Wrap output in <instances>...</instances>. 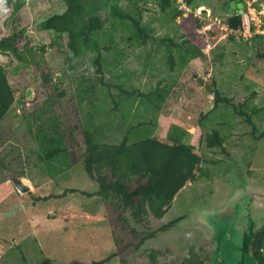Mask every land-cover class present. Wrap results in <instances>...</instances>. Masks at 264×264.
<instances>
[{
	"label": "rangeland",
	"instance_id": "374dc122",
	"mask_svg": "<svg viewBox=\"0 0 264 264\" xmlns=\"http://www.w3.org/2000/svg\"><path fill=\"white\" fill-rule=\"evenodd\" d=\"M101 1L83 2L89 8ZM116 1L131 16L140 18L150 35L146 44L132 40L129 20L120 23L116 19L113 26L109 13L111 4ZM158 1L108 0L99 11L105 19V28L98 37L102 45L109 46L102 50L100 73L93 64L97 55L94 49L85 50L77 58L66 47V33L57 37L52 31L39 33L36 29L44 13L62 11L66 7L64 1L26 0L23 11L29 22L26 36L32 52L26 54L24 60L12 58L5 69L10 84L17 89L16 97L21 96L28 104L24 112L13 104L0 123V182L2 173L11 171L18 173L31 188L23 194L16 190L0 203V264H92L119 248L114 241L115 236L124 235L117 223L119 212L97 195L71 193L64 198L40 202L33 208L27 207L34 195L58 194L72 187L91 193L98 190L97 182L84 168L85 145L80 135L76 134L77 163L52 178L38 157L37 141L23 117L49 95L56 100L58 117L75 116L80 100L75 95L76 89L80 87L86 91L90 84L96 85V100L90 105L92 97L91 100L87 98L82 103V113L84 118L93 117L97 124L110 120L111 124L104 129V141L111 142L128 127L139 124L140 133L159 137L186 129L188 144L196 143L200 134L204 137L214 127L226 137L225 150L208 148L205 137L200 145L201 167L208 169L212 177L188 181L176 194L167 213L157 221L151 220L153 229L181 218L175 227L157 233L139 248L135 247L139 239L126 236L120 247L122 254L108 264H119L122 257L131 264H142L147 262V252L152 248L162 251L158 258L160 264H177L190 254L193 246L196 253L210 260L209 263L217 264L222 254L217 251L219 244H233L234 255L238 257L243 233L251 221L256 228L264 226V137L259 136L264 131V112L262 120L257 118L258 130L254 133L243 117L232 112L231 106L220 104L216 107L215 95L193 76L195 70L207 82H216L221 92L236 103L264 108V59L256 58L257 51L264 52V44L257 46L254 36L246 39L240 33L222 30L210 22V18L227 17L219 0H194L188 3L190 11L194 12L184 11L183 17L199 14L200 17H196L202 25L197 29L198 35H194L205 41L206 54L171 70L166 48L169 37L181 42L187 23L182 17L173 19L172 11L162 12ZM173 1L180 8L179 1ZM262 2L264 4V0H258L257 4ZM111 43L114 46L111 47ZM223 51L220 65L218 57ZM45 73L57 82L58 90L49 83L46 84L48 91L42 92L39 83ZM161 80L173 84V88L159 112L150 109L141 99H130L121 89L148 92ZM29 88L31 97H25ZM62 91L66 92L65 96L57 97ZM122 99H125L123 105ZM70 101L74 104L72 108L68 105ZM204 116L201 123L200 118ZM198 124H202L201 128ZM17 204L23 208L6 215Z\"/></svg>",
	"mask_w": 264,
	"mask_h": 264
},
{
	"label": "trees",
	"instance_id": "16d2710c",
	"mask_svg": "<svg viewBox=\"0 0 264 264\" xmlns=\"http://www.w3.org/2000/svg\"><path fill=\"white\" fill-rule=\"evenodd\" d=\"M64 1L69 4V9L61 15L54 14L43 22L42 26L45 29L65 32L68 38L66 47L77 58H80L85 50L94 49L97 55L93 64L101 73L104 55L102 50L109 49V46L107 43L102 45L98 37L105 28V19L99 14V11L107 5L108 0H102L99 5L95 3L89 8L84 5V0ZM186 1L189 4L194 2V0ZM229 1L231 0H219L223 5ZM158 8L165 13L172 11L173 19L177 17L185 19L183 11L175 5L173 0H159ZM109 15L113 18L111 19L113 26L117 21L116 19L120 20V23L129 20L134 36L132 40L142 45L147 43L150 35L140 18L133 17L123 10L118 1L111 4ZM226 16L229 27L234 30L247 32L255 28L246 11ZM185 22L187 26L183 27L184 39L179 42L173 37H169L167 43V62L171 70H174L177 65L186 66L191 60L206 54L203 48L205 41L195 37L198 35L197 29L202 23L194 13L190 15V18H186ZM233 36L231 35V38ZM109 40L113 41L114 38ZM254 43L257 46L263 45L264 35L256 34ZM110 46L112 47L114 44L111 43ZM14 51L16 52V50ZM24 55L26 54L21 52L18 54V58L24 60L26 59ZM223 55L224 51L218 57L220 65L223 63ZM256 58L264 59V52L257 51ZM49 83H52L51 87L58 90L52 77L45 73L39 83L42 92L48 91L46 84ZM213 86L216 92L213 97L216 107L220 104L231 106L232 112L243 117L252 126L254 133L257 132V118L262 120L264 108L249 103H236L232 97L221 92L216 82H213ZM171 88H173V84L164 83L162 80L148 92L137 90L130 92L121 87L130 99H141L156 112L163 108ZM95 90L96 85L92 86L91 84L90 89H86V91L80 87L76 89L75 95H78L80 100L77 102V115L75 116L65 114L63 119L58 117L56 100H52L53 98L49 95L44 101L29 109L27 114L24 113L23 117L30 134L37 141L38 157L43 163L47 175L52 178L71 169L77 163L78 143L76 142V134L80 135L85 145L84 168L90 178L97 182L98 190L91 193L72 187L65 188L58 194L34 195L31 204L27 207L33 208L40 202L64 198L71 193H80L90 197L99 196L106 205L119 212L117 223L119 229L123 231L122 234H124L122 237H114V241L119 246L116 252L92 262V264H108L122 254L123 251L120 247H122L126 236L139 239L135 245L136 248H139L154 238L157 233L175 227L181 218H176L153 229L151 228V220L156 219L157 221L167 213L176 194L188 181L212 177L208 169L201 167L203 158L200 154V145L205 137L208 148L222 147L225 150L226 137L221 134L218 128L214 127L204 137L200 134L196 143L188 144L185 141L186 129L181 133L174 131L167 137H159L155 134H148V132L140 133L138 128L141 127V124H139L128 127L121 134L122 136L120 135L119 138L111 142L104 141V137L106 138L104 129L111 124L110 120L106 123L97 124L93 117L84 118L82 113V103L87 98L91 100L92 97L90 105L96 100L94 95L97 91ZM65 94V91L58 92L57 97H64ZM16 96V87L10 84L7 72L0 66V123L15 103ZM123 100L125 99L120 101L121 105L125 103V101L122 102ZM68 105L72 108L74 104L70 101ZM204 119L205 116L200 118L201 123ZM201 126L199 125L200 128ZM120 127L122 128V124ZM259 136L263 138L264 131H261ZM12 192H16L12 184L0 182V203ZM30 194L33 193L30 192ZM22 208L23 205L17 204L6 215H13ZM238 249L240 255L237 257L233 252V244L228 245L227 242L225 245L219 244L217 251L220 250L222 254H219L217 264H264V226L256 228L255 222L251 221L250 226L243 233V242ZM161 253L160 249L148 250V260L142 264H160L158 258ZM213 253L210 257L211 261ZM209 261V259H205L196 253L193 246L190 248V254L177 264H211ZM230 261L232 263H229ZM119 264L131 263L122 257Z\"/></svg>",
	"mask_w": 264,
	"mask_h": 264
},
{
	"label": "flooded vegetation",
	"instance_id": "af4514ba",
	"mask_svg": "<svg viewBox=\"0 0 264 264\" xmlns=\"http://www.w3.org/2000/svg\"><path fill=\"white\" fill-rule=\"evenodd\" d=\"M240 1H243L245 3L244 0H240ZM64 2L66 3V7L62 11L50 13V10H49V12L44 13V17L41 20H39V22L36 23L35 25L39 33H45L48 31H52L53 33L56 34L57 37H60L62 33H65L63 31L57 32L53 29H45L42 26V23L47 21L54 14L61 15L69 9V4L66 1ZM26 5H27L26 0H3V2L0 3V56H1L0 58L3 59V61H0V66L5 71H6L5 66L12 63L13 61L12 58L13 59L18 58L19 53L22 52L24 54H30L32 52L31 49L28 48V45H27L28 39H27L26 33H27V28L29 26V22L25 20L24 11H23L26 8ZM224 6L225 5H223V9H224ZM224 11L226 14L231 13V11L227 13L225 9ZM41 44L44 45L43 43ZM42 48L45 49L44 47ZM14 50H16V52ZM55 84L57 86L56 81H55ZM27 90L25 91L26 92L25 97H27ZM19 98H21V96L16 98L14 104L19 109H21L22 112H24L27 109L26 104L28 103H24V98H21L23 99V105H24V107L21 108L19 104L17 103V99Z\"/></svg>",
	"mask_w": 264,
	"mask_h": 264
},
{
	"label": "built area",
	"instance_id": "2783aa9c",
	"mask_svg": "<svg viewBox=\"0 0 264 264\" xmlns=\"http://www.w3.org/2000/svg\"><path fill=\"white\" fill-rule=\"evenodd\" d=\"M178 1H179V5L181 4L180 9L183 11V14H186L184 11L194 12V11H190L189 4L187 3L186 0H178ZM244 1H245L244 12L245 11L247 12L251 23H253V25L255 26L254 30L247 31V32L241 31V30H234L229 27L226 19H222L218 16L214 18H210L209 19L210 22H213L214 24L218 26V28L222 30H229L232 33L233 32L240 33V35H242L246 39H249L255 36L256 34L264 35V4L263 2L260 4H257L258 0H244ZM238 12H239L238 9H234L231 11V13L227 15H230L232 13L237 14ZM196 16L200 17L199 14H196Z\"/></svg>",
	"mask_w": 264,
	"mask_h": 264
},
{
	"label": "water",
	"instance_id": "95a60500",
	"mask_svg": "<svg viewBox=\"0 0 264 264\" xmlns=\"http://www.w3.org/2000/svg\"><path fill=\"white\" fill-rule=\"evenodd\" d=\"M244 6H245V3L243 1L233 0V1H230L229 3H227L224 6V9L226 10L227 13H229L230 11H232L234 9H238L240 11V13H243L244 12ZM0 61H3V59L0 58ZM193 76L198 80V82L203 87H205V89L207 91H209L213 96L215 95L216 92H215L213 84L207 82L205 80V78L203 76L199 75V73L195 70H193ZM31 93H32V90H31V88H29L27 90V97H31ZM17 103L19 104V106L21 108L24 107L23 99H21V98L17 99ZM211 104L214 105L213 102ZM1 182H6V183L12 184L15 187V189L21 194L27 193L31 188L30 185L28 183H26L25 180H23V178L18 173L11 172V171H5L4 173H2Z\"/></svg>",
	"mask_w": 264,
	"mask_h": 264
},
{
	"label": "clouds",
	"instance_id": "9594fccd",
	"mask_svg": "<svg viewBox=\"0 0 264 264\" xmlns=\"http://www.w3.org/2000/svg\"><path fill=\"white\" fill-rule=\"evenodd\" d=\"M3 2V0H0V3H2Z\"/></svg>",
	"mask_w": 264,
	"mask_h": 264
}]
</instances>
